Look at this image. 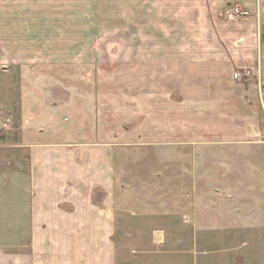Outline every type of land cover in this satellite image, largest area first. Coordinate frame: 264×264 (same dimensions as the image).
Returning a JSON list of instances; mask_svg holds the SVG:
<instances>
[{"label": "rangeland", "instance_id": "374dc122", "mask_svg": "<svg viewBox=\"0 0 264 264\" xmlns=\"http://www.w3.org/2000/svg\"><path fill=\"white\" fill-rule=\"evenodd\" d=\"M16 3L24 13L23 51L10 54L27 64L48 55L50 64L21 69L10 65L11 58L8 68L0 64L1 156L5 152L12 158L15 148L4 145L20 139L16 115L21 79L48 76L56 82L45 85L54 97L65 84L67 90L70 86L85 93L86 127H93L89 121L98 113L105 127L140 128L133 144L120 147V156L152 157V166L164 163H156L158 158H195L196 163L182 165L181 171L197 172L196 182L204 187L228 189L225 200L244 217L240 223L238 217L231 219L232 242L258 240L264 246V91L263 100L259 92L264 80L255 82L261 68L256 65V74L248 75L245 59L230 62L228 85L213 82L226 72L222 63L170 59L176 44L224 45L225 33L242 32L254 19L256 42L263 44L264 0H0L2 15L18 11ZM234 3L251 14L226 15ZM7 28L0 36L10 42L13 34L8 33L14 30ZM249 87L256 90L255 99L241 102L240 92ZM227 94L230 99H223ZM52 110L61 126L68 124L64 116L72 118L68 108ZM115 114L120 115L117 120ZM162 166L168 172L178 168L173 163ZM259 263L264 264V253Z\"/></svg>", "mask_w": 264, "mask_h": 264}, {"label": "crops", "instance_id": "0c3cea01", "mask_svg": "<svg viewBox=\"0 0 264 264\" xmlns=\"http://www.w3.org/2000/svg\"><path fill=\"white\" fill-rule=\"evenodd\" d=\"M1 15L0 32L8 26L14 33H8L13 34L10 42L0 36V64L8 68L10 58V65L21 69L50 64L48 55L27 64L10 54L23 51L24 13L18 9ZM254 21L242 32L225 33L224 45L176 44L170 59L222 63L226 72L213 82L228 85L230 62L245 59L250 63L245 74H256V65L261 68L255 81L260 84L264 43L256 42ZM238 39L243 47L232 42ZM53 83L45 75L21 79L16 115L20 139L4 145L15 148L12 158L3 151L0 155V264H261V241L232 242L231 219L238 217L235 221L240 223L244 217L232 212L225 200L229 190L204 187L196 182L197 172L181 171L182 165L196 163L195 158H158L156 163L178 165L168 172L163 164L152 166V157L120 156V147L133 144L140 128L105 127L98 113L89 121L93 127H86L85 93L71 91L70 86L67 90L65 84L54 97L45 86ZM261 89L264 86L259 90L262 98ZM256 95L249 87L239 99L253 100ZM223 99H230V94ZM58 105L71 114V119L63 118L66 125L53 115ZM119 116L114 115L116 120Z\"/></svg>", "mask_w": 264, "mask_h": 264}, {"label": "built area", "instance_id": "2783aa9c", "mask_svg": "<svg viewBox=\"0 0 264 264\" xmlns=\"http://www.w3.org/2000/svg\"><path fill=\"white\" fill-rule=\"evenodd\" d=\"M250 14L251 13H250L249 10L242 9L241 7L236 6V5L231 7L226 13V15H228L230 17H235V16L246 17V16H248ZM256 14L259 15V12L257 11ZM258 25H259V20H258Z\"/></svg>", "mask_w": 264, "mask_h": 264}]
</instances>
